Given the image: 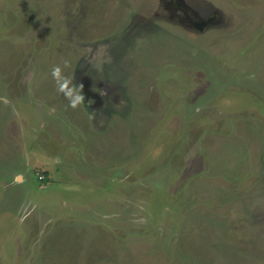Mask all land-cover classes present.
Returning <instances> with one entry per match:
<instances>
[{"label": "rangeland", "instance_id": "rangeland-1", "mask_svg": "<svg viewBox=\"0 0 264 264\" xmlns=\"http://www.w3.org/2000/svg\"><path fill=\"white\" fill-rule=\"evenodd\" d=\"M0 264H264V0H0Z\"/></svg>", "mask_w": 264, "mask_h": 264}, {"label": "clouds", "instance_id": "clouds-1", "mask_svg": "<svg viewBox=\"0 0 264 264\" xmlns=\"http://www.w3.org/2000/svg\"><path fill=\"white\" fill-rule=\"evenodd\" d=\"M70 67L71 61L65 60L63 62V69L60 66H56L52 69L51 75L56 81L57 90L68 99L69 106L75 109L79 105L84 104L85 98L82 94V88L72 84L71 78L64 74V70ZM69 85L72 86L69 87Z\"/></svg>", "mask_w": 264, "mask_h": 264}]
</instances>
